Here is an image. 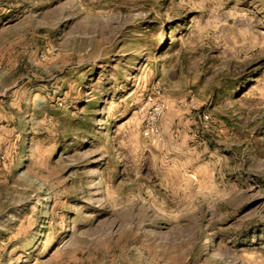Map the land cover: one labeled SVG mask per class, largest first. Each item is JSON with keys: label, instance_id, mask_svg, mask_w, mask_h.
<instances>
[{"label": "rangeland", "instance_id": "rangeland-1", "mask_svg": "<svg viewBox=\"0 0 264 264\" xmlns=\"http://www.w3.org/2000/svg\"><path fill=\"white\" fill-rule=\"evenodd\" d=\"M0 264H264V0H0Z\"/></svg>", "mask_w": 264, "mask_h": 264}, {"label": "built area", "instance_id": "built-area-1", "mask_svg": "<svg viewBox=\"0 0 264 264\" xmlns=\"http://www.w3.org/2000/svg\"><path fill=\"white\" fill-rule=\"evenodd\" d=\"M165 105L163 103H160L153 112L150 113L149 119H148V125L152 128L155 127V124L157 123L158 119L160 118Z\"/></svg>", "mask_w": 264, "mask_h": 264}]
</instances>
